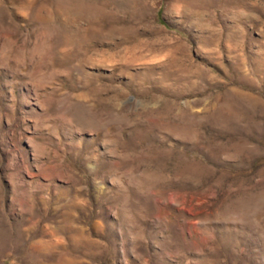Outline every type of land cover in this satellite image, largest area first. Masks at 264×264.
<instances>
[{
	"label": "rangeland",
	"instance_id": "374dc122",
	"mask_svg": "<svg viewBox=\"0 0 264 264\" xmlns=\"http://www.w3.org/2000/svg\"><path fill=\"white\" fill-rule=\"evenodd\" d=\"M0 264H264V0H0Z\"/></svg>",
	"mask_w": 264,
	"mask_h": 264
}]
</instances>
